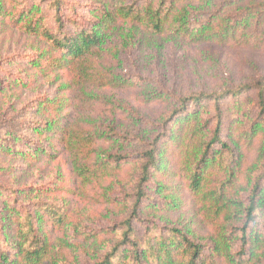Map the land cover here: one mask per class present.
Here are the masks:
<instances>
[{
    "label": "trees",
    "instance_id": "1",
    "mask_svg": "<svg viewBox=\"0 0 264 264\" xmlns=\"http://www.w3.org/2000/svg\"><path fill=\"white\" fill-rule=\"evenodd\" d=\"M245 1L101 0L92 17L83 20L76 5L65 0H5L6 7L0 0V15L14 29L49 47L11 65L23 62L32 76L64 77L59 91L74 94L34 100L31 113L43 110L44 119L17 121L2 114L0 130L6 125L11 133L6 141L0 137V151L30 164L64 152L83 194L91 188L113 190L114 184L102 187L115 179L118 183L128 164L136 175L132 189L117 198L121 213L109 234L91 228L94 220L71 214L56 199H43L36 187L28 196L0 184V264H74L52 243L44 222L84 243L110 235L108 250L94 255L90 264H249L264 252V76L176 99L151 138L134 137L138 149L131 153L100 152L104 136L83 126L75 114L101 100L96 90L128 86L104 63V47L116 34L126 48L137 46L143 35H154L191 45L264 49V0ZM16 83L26 84L22 76ZM252 94L257 100L249 104ZM24 129L26 134L18 133ZM249 146L256 152L252 163L242 151ZM179 192L189 194L213 229L209 245L148 217L152 210L177 209ZM96 197L114 203L101 192Z\"/></svg>",
    "mask_w": 264,
    "mask_h": 264
},
{
    "label": "rangeland",
    "instance_id": "2",
    "mask_svg": "<svg viewBox=\"0 0 264 264\" xmlns=\"http://www.w3.org/2000/svg\"><path fill=\"white\" fill-rule=\"evenodd\" d=\"M65 1L75 4L77 17L85 20L92 17L93 10L101 0ZM253 1L258 4L263 2ZM2 3L6 7L5 0ZM248 3L249 0H246L244 5ZM45 50H49V47L40 38L14 29L0 15V79L3 84L0 86V116L5 114L17 121L26 118L44 119L43 110L31 113L35 106L34 100L40 96L71 98L74 95L68 91H59L61 84L67 82L64 77L32 76L30 67L23 65V62L11 65L21 61V58L36 56ZM104 50V63L113 69L119 81L128 86L96 90L94 94L100 96V101L86 107L83 105L80 112L74 110L83 126L104 136L98 144L100 152L126 154L136 151L138 140L134 137L145 140L151 138L153 129L163 123L167 113L174 108L176 99L203 91H223L249 84L264 76V49H234L216 43L191 45L169 36L154 35H143L137 46L126 48L116 34L108 40ZM13 57L14 61H9ZM20 76L24 78L25 85L16 83ZM255 100L257 95L252 94L248 103L252 104ZM11 126L19 128L17 124ZM26 132V129L18 130L19 134ZM9 133L4 125L0 130L2 141L8 140ZM129 141L134 144L129 145ZM242 151L252 163L256 157L255 149L249 146L243 147ZM135 178L134 165L128 164L117 178L118 183H114L115 179L102 187H112L114 184L113 190L106 192L105 189L101 191L99 188H91L87 194H83L77 191L79 184L64 152L60 151L55 160L45 159L30 164L15 158L11 153L0 151V184L12 190H20L28 196H31V189L36 187L41 190L43 199H56L58 203L65 204L71 214L91 218L89 221L95 222L88 223L89 226L105 234L111 233L113 221L121 213V202L117 198H120L121 191L132 189ZM55 187L59 191L52 193ZM100 192L114 203L98 201L96 195ZM178 196L177 209L173 207L166 214L152 210L148 217L182 228L198 243L209 245L213 229L204 222L188 193L179 192ZM44 230L52 243L59 245L74 264H90L94 255L104 254L113 242L112 237L106 235L96 242L84 243L71 235L54 232L50 222H44ZM249 264H264V252H260Z\"/></svg>",
    "mask_w": 264,
    "mask_h": 264
}]
</instances>
